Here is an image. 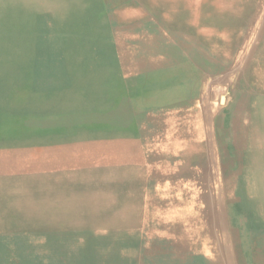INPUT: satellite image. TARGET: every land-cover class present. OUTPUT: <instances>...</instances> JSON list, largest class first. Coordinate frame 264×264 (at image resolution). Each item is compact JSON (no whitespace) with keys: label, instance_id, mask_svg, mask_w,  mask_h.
I'll return each instance as SVG.
<instances>
[{"label":"rangeland","instance_id":"obj_1","mask_svg":"<svg viewBox=\"0 0 264 264\" xmlns=\"http://www.w3.org/2000/svg\"><path fill=\"white\" fill-rule=\"evenodd\" d=\"M0 264H264V0H0Z\"/></svg>","mask_w":264,"mask_h":264},{"label":"crops","instance_id":"obj_2","mask_svg":"<svg viewBox=\"0 0 264 264\" xmlns=\"http://www.w3.org/2000/svg\"><path fill=\"white\" fill-rule=\"evenodd\" d=\"M134 204V203H133ZM132 205V204H131ZM133 209L135 208V206L133 205V207H132ZM131 214H132V210H131ZM135 231H138V230H135L134 229V227L132 226V224H131V242L133 241V239H135L138 235H140V230H139V232H135Z\"/></svg>","mask_w":264,"mask_h":264},{"label":"bare ground","instance_id":"obj_3","mask_svg":"<svg viewBox=\"0 0 264 264\" xmlns=\"http://www.w3.org/2000/svg\"><path fill=\"white\" fill-rule=\"evenodd\" d=\"M223 100L224 99H220V101L221 102H223ZM188 136V135H187ZM255 138V137H254ZM258 141V140H257ZM263 149V148H262ZM248 158V157H247ZM245 159V158H244ZM252 160V159H251ZM243 162V161H242ZM245 163H247V162H245ZM244 164V163H243ZM256 164V163H255ZM260 165V164H259ZM261 166V165H260ZM252 167V166H251ZM256 168V167H255ZM240 175H242V174H240ZM244 175V174H243ZM241 177V176H240ZM244 177H245V175H244ZM238 183V182H237ZM242 184V183H241ZM245 184V183H244ZM243 185V184H242ZM247 185V184H246ZM246 189V188H245ZM247 193V192H246ZM249 197V196H248ZM242 199V198H241ZM255 207V206H254ZM259 213V212H258ZM260 218H261V215H260ZM262 220H263V218H262Z\"/></svg>","mask_w":264,"mask_h":264}]
</instances>
